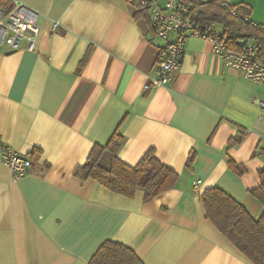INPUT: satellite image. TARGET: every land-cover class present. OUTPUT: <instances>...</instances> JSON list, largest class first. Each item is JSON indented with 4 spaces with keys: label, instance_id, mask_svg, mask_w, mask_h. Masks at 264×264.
<instances>
[{
    "label": "crops",
    "instance_id": "1",
    "mask_svg": "<svg viewBox=\"0 0 264 264\" xmlns=\"http://www.w3.org/2000/svg\"><path fill=\"white\" fill-rule=\"evenodd\" d=\"M19 1L39 12V33L33 50L0 47V138L31 158V171L14 178L0 160V264H89L105 240L144 264H253L205 218L200 194L216 186L261 214L250 190L264 165V85L189 35L173 80L145 89L164 40L135 19L133 1ZM219 1L245 5L264 25V0ZM240 128L242 140L227 148ZM115 130L123 162L135 165L153 147L179 173L176 185L144 201L142 189L128 197L76 177ZM109 158L104 151L100 165Z\"/></svg>",
    "mask_w": 264,
    "mask_h": 264
},
{
    "label": "trees",
    "instance_id": "2",
    "mask_svg": "<svg viewBox=\"0 0 264 264\" xmlns=\"http://www.w3.org/2000/svg\"><path fill=\"white\" fill-rule=\"evenodd\" d=\"M137 5L135 19L149 23V12L146 6L131 0ZM191 4L187 16L194 23V28L203 26H219L220 35L228 46L242 49L246 39L260 45L257 56L264 62V25L250 17L249 9L242 4H230L219 0H184ZM230 7L236 9L231 12ZM89 51V50H88ZM88 51L83 55L79 68L87 59ZM244 136L240 128L230 137L227 148L239 143ZM123 141V136L116 130L104 145L94 144L84 163L77 166L73 174L80 179H92L103 187L132 197L136 189L143 190V200L148 201L164 191L173 188L179 173L159 160L153 147L148 148L135 165L123 162L116 154ZM110 154L106 166L99 163L101 154ZM195 152L191 149L187 155L185 166L192 167ZM228 166L237 174H242L245 168L229 156ZM259 183L250 190V194L262 205L261 214L255 218L240 203L223 189L210 186L200 194L205 218L208 219L242 254L253 264H264V165L258 169ZM89 264H144L137 254L127 245L105 240L97 248L89 260Z\"/></svg>",
    "mask_w": 264,
    "mask_h": 264
},
{
    "label": "built area",
    "instance_id": "3",
    "mask_svg": "<svg viewBox=\"0 0 264 264\" xmlns=\"http://www.w3.org/2000/svg\"><path fill=\"white\" fill-rule=\"evenodd\" d=\"M146 6L149 12L151 31L164 40L162 52L155 64L153 79L145 84V89L150 83L168 85L174 78L181 63L185 42L189 35H198L208 39L212 51L228 67L239 71L245 78L264 85V62L257 56L260 45L246 39L242 49L236 50L228 46L220 32L213 26L194 28V23L187 16L191 4L184 0H135ZM224 2V1H223ZM225 3V2H224ZM231 12L236 9L230 7ZM39 12L19 0L3 3L0 0V47L7 50H18L24 46L27 50L35 48L39 33ZM58 21L52 22L56 28ZM261 105L264 100L257 99ZM0 160L10 170L14 178L23 176L31 171V158L7 145L0 138ZM196 189L199 179L192 181Z\"/></svg>",
    "mask_w": 264,
    "mask_h": 264
}]
</instances>
